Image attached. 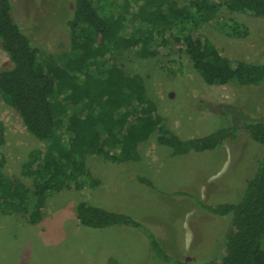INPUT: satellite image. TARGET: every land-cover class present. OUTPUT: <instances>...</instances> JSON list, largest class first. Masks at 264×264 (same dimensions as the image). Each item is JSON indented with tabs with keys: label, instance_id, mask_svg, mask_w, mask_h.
Wrapping results in <instances>:
<instances>
[{
	"label": "trees",
	"instance_id": "1",
	"mask_svg": "<svg viewBox=\"0 0 264 264\" xmlns=\"http://www.w3.org/2000/svg\"><path fill=\"white\" fill-rule=\"evenodd\" d=\"M97 1L99 6L94 0H73V17L68 26L72 48L80 53L61 66L50 54L40 58L42 51L12 16L13 0H0V39L9 56L8 63L0 68V95L17 109L28 131L39 140L48 141L44 149L34 150L26 163L27 172L33 176V208L27 205V186L20 179L8 178L0 165V209L22 212L29 223L41 220L52 194L98 183L87 165L89 155H101L115 162L139 160L140 144L152 137L172 148L174 154H207L227 141H235L242 132L264 146V115L250 109H245L230 126H220L204 136L182 138L163 123L143 77L128 73L114 56L116 51L129 48L141 57L155 56L162 43L173 39L184 43L182 51L208 83L260 85L264 82V59L241 60L233 65L208 38L193 34L190 27L223 24V9L248 11L264 18V0H123L119 4L115 0ZM136 20L146 23L147 29L123 36L124 25ZM243 26L227 20L221 29L225 28L230 36L247 34V30L242 31ZM157 36L162 42L150 47L149 42ZM107 63L110 66L105 67ZM93 67L99 73L98 68L104 67L101 74L105 76L95 75ZM69 103L83 107L68 115ZM221 108L225 113L229 107ZM64 114L68 115L67 121L62 119ZM263 149L237 200L211 204L195 198L198 208L229 220L223 247L212 260H197L191 255L169 257L171 253L159 231L126 211L82 200L75 207L76 216L88 227L130 225L143 231L154 254L171 264H264ZM139 179L153 185L145 176Z\"/></svg>",
	"mask_w": 264,
	"mask_h": 264
},
{
	"label": "rangeland",
	"instance_id": "2",
	"mask_svg": "<svg viewBox=\"0 0 264 264\" xmlns=\"http://www.w3.org/2000/svg\"><path fill=\"white\" fill-rule=\"evenodd\" d=\"M94 4L99 6L97 0ZM73 9V0H13L11 12L42 51L40 58L47 53L65 66L69 58L80 53L72 48L70 39L68 21ZM220 15L223 24L189 26L191 32L208 38L233 65L241 60L264 59V18L227 9ZM227 20L242 23V31L247 30V34L230 36L225 28L221 29ZM138 29H147L146 23L127 22L121 34L130 36ZM161 42L157 36L149 45ZM182 48L184 43L168 39L155 56L141 57L133 48L114 53L128 73L143 77L165 125L189 139L230 126L245 109L264 115V82L252 86L235 82L210 84L193 68ZM105 57L99 58V63ZM8 61L0 39V68ZM98 69L104 71V67ZM91 70L105 76L94 67ZM223 106L229 107L225 113L219 109ZM82 107L67 104L68 115ZM68 115L62 119L67 121ZM253 142L242 132L238 139L227 141L211 153L183 155L174 154L172 148L152 137L140 144L139 160L115 162L101 155H89L87 165L98 183L52 194L38 222L29 223L22 212L0 209V264H171L154 254L148 238L137 228L83 225L75 213L82 200L126 211L147 223L164 238L169 257L191 255L197 260H212L223 247L229 220L198 208L195 198L211 204L236 199L261 158L264 146ZM47 144L28 131L17 109L0 95V165L8 178L20 179L27 186V205L31 208L34 185L26 163L34 150L44 149ZM139 176L147 177L153 185L141 181Z\"/></svg>",
	"mask_w": 264,
	"mask_h": 264
}]
</instances>
